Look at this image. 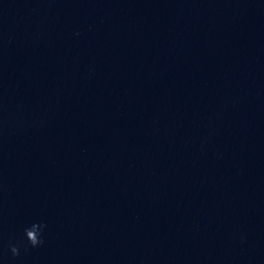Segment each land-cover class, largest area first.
Returning <instances> with one entry per match:
<instances>
[{
	"label": "water",
	"instance_id": "water-1",
	"mask_svg": "<svg viewBox=\"0 0 264 264\" xmlns=\"http://www.w3.org/2000/svg\"><path fill=\"white\" fill-rule=\"evenodd\" d=\"M0 264H264V0H0Z\"/></svg>",
	"mask_w": 264,
	"mask_h": 264
},
{
	"label": "clouds",
	"instance_id": "clouds-1",
	"mask_svg": "<svg viewBox=\"0 0 264 264\" xmlns=\"http://www.w3.org/2000/svg\"><path fill=\"white\" fill-rule=\"evenodd\" d=\"M32 231H33V229L31 226L24 229V238L26 239L28 245H30L33 248L41 246L44 243L43 229L41 231L37 232L35 236H30V233ZM11 252L13 253L14 256L19 255L18 247L13 246L11 248Z\"/></svg>",
	"mask_w": 264,
	"mask_h": 264
}]
</instances>
